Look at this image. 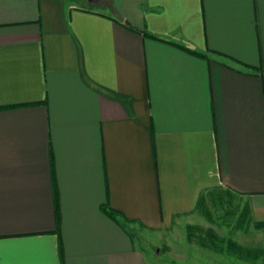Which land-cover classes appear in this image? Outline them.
Returning <instances> with one entry per match:
<instances>
[{"label": "crops", "instance_id": "obj_1", "mask_svg": "<svg viewBox=\"0 0 264 264\" xmlns=\"http://www.w3.org/2000/svg\"><path fill=\"white\" fill-rule=\"evenodd\" d=\"M219 189L264 222V0H0V264H150Z\"/></svg>", "mask_w": 264, "mask_h": 264}, {"label": "rangeland", "instance_id": "obj_2", "mask_svg": "<svg viewBox=\"0 0 264 264\" xmlns=\"http://www.w3.org/2000/svg\"><path fill=\"white\" fill-rule=\"evenodd\" d=\"M244 210L246 207L231 192L210 190L203 193V208L194 209L188 224L208 229L220 238L221 246H225V240H230L238 247L264 249V237L254 231ZM185 225L166 233L145 234V237L136 234L135 239L150 264H260V257L251 258L246 252V257L237 258L225 248L217 251L208 247L206 240L200 243L193 236L187 241Z\"/></svg>", "mask_w": 264, "mask_h": 264}, {"label": "trees", "instance_id": "obj_3", "mask_svg": "<svg viewBox=\"0 0 264 264\" xmlns=\"http://www.w3.org/2000/svg\"><path fill=\"white\" fill-rule=\"evenodd\" d=\"M144 35H149L146 32H144L143 30H140ZM154 37V36H153ZM157 38V37H156ZM186 52L202 57L201 53L189 50L187 48L182 47ZM53 197H54V202H55V224H56V228L58 225V211H57V205H56V192L54 190L53 192ZM199 208H203V194H199L195 204H194V209H199ZM100 209L110 218L114 219L113 213L111 210H109L108 208H106L105 206H100ZM248 214L247 208L246 210H244V215ZM115 220V219H114ZM252 226L254 228H260V227H264V222H252ZM185 238L187 241H191V238L194 236L197 240H199V242L201 243L203 240H206V243L208 245V247L217 250V251H223V248H225L227 251H230L232 253H234L233 255L237 258H242V255H244V257H246V253H249L251 256V258H257L260 257V264H264V249L261 248H253V249H247V248H242V247H238L234 242L230 241V240H225L224 241V245L225 246H221V240L220 238H217L212 232H210L208 229H202L201 227L197 226V225H189L186 224L185 225ZM197 231V234H194ZM246 252V253H245ZM243 253V254H242Z\"/></svg>", "mask_w": 264, "mask_h": 264}]
</instances>
